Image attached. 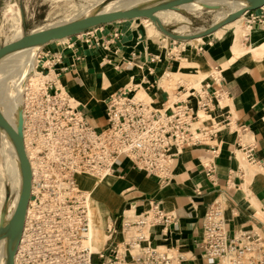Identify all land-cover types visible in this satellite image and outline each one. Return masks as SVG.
I'll return each instance as SVG.
<instances>
[{
    "label": "crops",
    "instance_id": "1",
    "mask_svg": "<svg viewBox=\"0 0 264 264\" xmlns=\"http://www.w3.org/2000/svg\"><path fill=\"white\" fill-rule=\"evenodd\" d=\"M2 1L6 0H0V4ZM7 1L9 4L1 12L3 26L7 24L4 18L7 8L19 7L22 0ZM21 15L22 21H26L22 11ZM36 21V16H32L30 22L35 24ZM247 22L252 34L243 36L248 45L242 42L243 48L247 49L254 41L261 46L264 43V9L250 13ZM131 23L106 25L82 37L71 38L68 44L52 43L36 51L41 64L56 59L52 75H58V84L83 105L82 110L93 127L105 123L106 104L97 105L98 102L103 98L107 102L110 96L126 88L136 93L145 90L158 108L166 106L167 102L171 104L169 94L162 89L160 76L177 72L179 66L176 71L172 70L179 58L172 54L167 56L162 41L160 44L151 41L147 31L134 28ZM214 33L205 37L204 42H191L194 53L209 72L201 86L209 85L210 92L220 96L218 103L223 108L222 114L217 111L212 117L222 122L224 116L231 115L237 127H245L247 131L237 134L226 128L207 146L186 150L175 160L168 184L161 185L156 178L134 170L126 159H121L116 174L103 182L80 178V188L84 191L86 186L91 192L97 234L94 245L98 251L106 250L110 244L118 245V250L125 246L126 211L136 218L153 206L174 216L177 224L170 226L168 234L162 233L161 228L156 229L152 232L151 243L185 254L186 264H214L203 259L197 242L201 239L204 215L215 201L224 205L231 236L238 232L264 234V50L234 57L235 34L231 32L232 36H226L225 32L219 37ZM172 45L175 44L170 45V50H173ZM84 65L90 68L86 70ZM97 70L107 77L109 86L105 89L111 94L104 93L100 86L91 91L88 71ZM99 76L102 81L101 73ZM2 77L0 72V84ZM179 98L183 99L177 96ZM190 102L195 103L194 100ZM211 125L208 123L206 127ZM246 147L253 149L256 164L249 163L242 154ZM111 229L115 235L112 242H107Z\"/></svg>",
    "mask_w": 264,
    "mask_h": 264
},
{
    "label": "built area",
    "instance_id": "2",
    "mask_svg": "<svg viewBox=\"0 0 264 264\" xmlns=\"http://www.w3.org/2000/svg\"><path fill=\"white\" fill-rule=\"evenodd\" d=\"M55 60L41 64L38 56L35 71L45 79L27 85V78L18 90L24 140L29 139L33 152L31 158L27 154L33 180L15 264H186L185 254L151 243L156 229L168 234L170 226L177 224L159 206L126 224L125 246L120 250L110 244L106 250L93 252L86 245L92 226L91 195L81 190L79 180L101 182L114 176L118 162L126 159L134 170L168 184L175 160L186 150L207 146L226 128L237 134L247 129L238 128L231 115H222L225 120L211 126L194 128L209 115L222 114L220 96L211 93L209 85L191 94L184 91V99L162 108L153 101L138 100V93L126 88L109 97L105 123L93 127L65 89L58 87V75L52 77ZM242 152L249 163H257L251 147ZM131 229L134 236L128 239ZM114 235L109 230L107 242ZM197 243L203 259L214 264H264V234L231 236L220 201L208 207Z\"/></svg>",
    "mask_w": 264,
    "mask_h": 264
},
{
    "label": "bare ground",
    "instance_id": "3",
    "mask_svg": "<svg viewBox=\"0 0 264 264\" xmlns=\"http://www.w3.org/2000/svg\"><path fill=\"white\" fill-rule=\"evenodd\" d=\"M108 1H109V3H107L101 11H111V10H117V9L149 10V9L153 8L154 6H156V5H158L161 2L166 1V0H95V2H94L95 4L93 6H97V5L103 6ZM199 2H209L210 5H204V4H201ZM226 3H228V2L223 1V0H199V1H194L192 3L186 4L178 10H186L188 12L197 14V13H201V12L205 11V9H213L214 8L213 6L223 5ZM236 6L237 5H234L233 8H235ZM88 8H90V7L84 8L81 12L79 11V13L71 19H64L62 21H59V22H56L53 24H49L47 26H43V27L39 28L37 31H41L43 29L51 28V27H59V26L65 25L69 22L75 21L76 19H79L81 16L85 15L87 13ZM178 10L160 13L155 17L154 21L150 20L149 18H140V19H135V20L130 21L132 23H135L137 21L144 23L147 27V30H148L147 34H148L149 39L151 41H154V42L162 41V39H165L166 42H168L170 39H172L174 41H179V40L183 39L182 37L186 38L181 42L180 49L183 53V56H182L180 64H179V70H177V72H174V73H167L165 75L160 76L161 77L160 83H161V86L163 87L162 89H164V90H167L175 82L181 80L185 76H191L197 80L203 81L207 78V76L209 74V72L207 71L208 70L207 66L197 57V55L194 53L193 48L191 47V39L196 36L195 34L194 35L193 34L192 35L180 34V36H182V37L174 35L175 37L171 38L170 36H167L163 31L164 28L162 27L161 23L159 22L160 19L178 17L179 16V12H177ZM215 11L217 13L216 16L220 18V22H223L222 26H216L215 27V28H219L216 31L217 33L215 32L217 34V36L221 37L223 34H225L226 31L233 32L236 36V39L234 40L235 43H234V46L232 49L234 57L235 56L239 57L242 54L245 55L246 52L254 53L257 49H264V43L261 46H258L255 44V41L252 42L247 49L243 48L242 41H241L242 37L243 36H249L252 34V29H250L245 24V22L247 20H249V14L250 13H247V14H245L241 17H238L236 19H232L230 14L228 12L222 10V9L215 10ZM4 18H5V22L9 25V28L12 32V37L10 38L11 40H10L9 44L20 41L22 39L23 35H22V28H21L22 27L21 26L22 15H21V10L19 9V7L17 5H12L11 7L7 8V10L5 11V17ZM169 21H171V20H169ZM118 22H120V21H118ZM118 22H116V23H118ZM158 26H159V28H158ZM185 28H188V27L187 26L182 27V28H180V31L178 30L177 32L182 33L183 29H185ZM199 36L200 37H198V40L200 42H204L205 37H201V35H199ZM68 40L69 39H64V40L60 41V43H65ZM39 48H41V47L21 51V52L14 53V54H10V55H8V56H6L0 60V72L3 76L2 80H1V84H0L1 85L0 87L2 89V90L0 89V91L2 92V93L0 92V110L3 112V114L7 117V119L10 121V123L15 128L18 124V119H19V115H20L19 113L22 114V98L19 97V94L21 93V91L18 92L20 85L27 78H28L27 85L29 83H31V81H33V83H37V82H40L41 80L45 79V77L42 74H40L38 71H35V67L37 65V56H36L37 53H36V51H38ZM252 56H257V55L253 54ZM84 68H86V70H88L87 68H90V67H87L84 65ZM225 68H226V66H225ZM88 72L91 73V74L89 73L90 78L92 80L91 91L94 92L95 89L97 88V86H96L94 79H93V75H92L93 71H88ZM52 74H53V72H52ZM8 82H12V84L14 85L13 89L15 88L14 90H12V89L10 90V88L7 86ZM103 82H104V87H102V88H107L109 86V81H108L106 76H104ZM200 86H201V83H200ZM59 88L64 89L62 84H59ZM63 92L65 94L69 95L66 90H64ZM104 93H106V92H104ZM137 93H138V95L144 94L143 97L140 96L141 99L137 97L138 100L139 99L144 100V99H146L145 97H147L148 99L150 98V94L143 89ZM73 101L75 103V106L82 105L77 99H73ZM0 129H1L2 134H3L2 137H3V141H4V150H5V154L7 157L6 168H7L8 175L10 176V182H11L13 190L15 192V197L12 198L10 201H8V196L6 195L5 178H4L3 172L0 170V212H1L3 209V206L7 205V204L11 207H15V209H16L19 191L24 186L25 179H24L21 167L19 165L15 150L13 149V147L10 144V142L13 141V138L1 122H0ZM25 139H26V141H25L26 153L31 158L33 155V152H32V149L30 148V145H29V139L27 137ZM103 181H101V182H103ZM99 183H100V181H99ZM87 194L91 195V192L89 191V192H87ZM126 212H128L126 214L127 215L126 224H129L132 222L130 220L133 216H131L132 214H129L130 213L129 211H126ZM91 216H92L91 232L88 235L89 239L87 240L86 245L88 247L90 246L93 252H96V251H98V248L94 245V243L96 241L97 234H96L95 228H94V216H93L92 209H91ZM10 222L6 226L1 228V218H0V235L3 233L5 228L10 224ZM16 243H17V239L10 240L5 246H3L0 249V262L2 261L3 264H9L10 257L12 255V253L15 252Z\"/></svg>",
    "mask_w": 264,
    "mask_h": 264
},
{
    "label": "rangeland",
    "instance_id": "4",
    "mask_svg": "<svg viewBox=\"0 0 264 264\" xmlns=\"http://www.w3.org/2000/svg\"><path fill=\"white\" fill-rule=\"evenodd\" d=\"M94 2H95V0H22L19 8L23 12V18H24V16L27 17L26 21L25 20L22 21V24H21L22 35L23 36L28 35L33 30H36V29L41 28L43 26H47L49 24H53V23L62 21L64 19H71V18L75 17L79 13V11L81 12L84 8H87V7H90V8H88L87 13L85 15L81 16L80 18L87 16L89 14H92V13H97V12L101 11L107 3H109V1H108L103 6H101V5L93 6L95 4ZM199 3L204 4V5H210L209 2H199ZM8 4H9V2L7 0L2 1L0 4V26H2V29L0 31V46H3L5 44H9L10 40H11L10 38L12 37V32L9 28V25L5 24L6 26H3V23L1 22V12L6 8V6ZM233 4L237 5V3H234V2H228L226 4L218 5V6L212 5L214 7L213 9H205V11H203L201 13H197V14L188 12L186 10H178L177 12H179V16H178L179 18L178 17L165 18V19L162 18V19H160L159 22L161 23L163 28H165L169 33H171L173 35H177L179 37H182V36H180V34H182V35H192V34L194 35L195 34L196 36H199V35L204 34L206 32L205 30L212 29L215 26H222L223 22H220V18L216 16L217 13L215 10H220L223 7H226L227 8L226 10H231L234 7ZM34 15L36 16V20H37L35 24L30 22V19ZM169 20H171V21H169ZM120 22H128V21H120ZM120 22H118V23L120 24ZM131 24H133L134 28H137V29H140L143 31L145 30L148 33L147 27L144 23L137 21V22L131 23ZM245 24H246V26H248L247 21L245 22ZM109 25L111 26L112 24H109ZM185 26H187L188 28L183 29L182 33L177 32L178 30L180 31V28L185 27ZM158 28H159V26H158ZM226 34H227L226 36H230V35L232 36V33L229 31H226ZM182 38L183 39H181L179 41H175V42L171 41V39L168 42H166L165 39H162V42L164 44L163 45L161 44V45L163 46L164 51L167 53V56H168V54L169 55L172 54L176 58H179L178 61L176 62L177 63L176 67L173 68L172 71L177 70L179 63L181 61L180 59L183 56V53H182L180 47H181V42L186 38L185 37H182ZM84 40H85V38H84ZM241 41L243 42L244 45L246 44L244 37L242 38ZM159 42H161V41H158V43ZM59 44H61V45L62 44H68V41L65 43H59ZM171 44H175V45H172L171 49H173V50H170ZM245 46H248V45H245ZM262 50H264V49H262ZM36 56H37V54H36ZM99 73H101V80L102 81H99V79H98ZM92 75H93V79H94L96 86L104 87V82H103L104 81V74H103V72L98 71V70L93 71ZM52 77L54 78V75ZM31 82L33 83V81H31ZM201 82H202V80H197L191 76H185L181 80L175 82L171 87H169L165 91L169 94V96L171 98V103H174L177 101V96H182L184 94V92H183L184 90L188 91L189 94H191L192 92L200 90V88H201L200 83ZM7 86L10 88V90L15 89V88L13 89L14 85L12 84V82H8ZM0 89H1V87H0ZM102 91L106 92L107 95L111 94V92H109L105 88H102ZM140 96L143 97L144 94H140L137 97L141 99ZM68 97L72 101V104L74 105V107L78 108L79 110L82 109L83 105L75 106V103L73 101V98H74L73 96L68 95ZM145 98L146 99H144L142 101H145L148 103L151 102V98H149V99L147 97H145ZM103 101L98 102L100 104H97V105H105L106 104V102H105L106 98H103ZM84 114H85V111H84ZM204 120H206V121H204V122L201 121L200 124H196L194 126V128L206 127L208 123L216 124L218 122L215 117H212L210 115ZM2 135L3 134H2V131L0 129V170L3 172L4 178H5L6 195L8 196V201H10L12 198L15 197V192L13 190L12 184L10 182V176L8 175L7 168H6L7 157H6L5 150H4V141H3ZM29 145H30V141H29ZM83 189H85L84 191H87V192L90 191L88 189V187H86V186ZM14 212H15V207H11L8 204L3 206V209L0 212L1 228L6 226L11 221V219L13 218ZM129 214L133 215V213H131V212ZM134 219L135 218L132 217L130 221H134ZM130 236H132V237L134 236V230L133 229L130 230L129 238H130ZM121 248H122V246L120 247V249Z\"/></svg>",
    "mask_w": 264,
    "mask_h": 264
},
{
    "label": "water",
    "instance_id": "5",
    "mask_svg": "<svg viewBox=\"0 0 264 264\" xmlns=\"http://www.w3.org/2000/svg\"><path fill=\"white\" fill-rule=\"evenodd\" d=\"M194 1L199 0H166L149 10L117 9L111 11H99L97 13L89 14L87 16L76 19L75 21L69 22L59 27L46 28L41 31H37L36 29L30 34L23 36L22 39L18 42L0 46V60L10 54L18 53L33 48L44 47L52 43L60 42L64 39H71L78 36H82L95 29L101 28L109 24H114L118 21H131L140 18H149L150 20L154 21L155 17L158 14L167 11H176L182 6L192 3ZM223 1L237 3V6L235 8H232L231 10H226V7L222 8V10L227 11L230 14L232 19H236L247 13H252L264 8V0ZM215 27L209 30H205L207 32L202 34L201 37H207L216 32L219 28ZM163 31L167 36H170L171 38L175 37L173 34L169 33L165 28ZM198 37L200 36L193 37L191 39V42L194 40H198ZM19 114L20 115L18 119V124L15 128L0 110V122L8 130V132L13 138V141H11L10 144L15 150L19 165L21 167L25 179V184L19 191L17 206L13 218L10 224L0 235V249L5 246L10 240L17 239L15 252L12 253L9 260V264H15V256L18 245L20 243L21 236L23 234L28 207L31 199L33 180L32 168L25 148L24 118L21 113Z\"/></svg>",
    "mask_w": 264,
    "mask_h": 264
}]
</instances>
